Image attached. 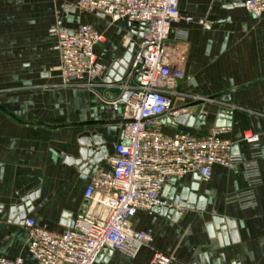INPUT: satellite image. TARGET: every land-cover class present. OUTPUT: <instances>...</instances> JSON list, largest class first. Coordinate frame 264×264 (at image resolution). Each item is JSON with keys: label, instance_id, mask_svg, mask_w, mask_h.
Wrapping results in <instances>:
<instances>
[{"label": "crops", "instance_id": "0c3cea01", "mask_svg": "<svg viewBox=\"0 0 264 264\" xmlns=\"http://www.w3.org/2000/svg\"><path fill=\"white\" fill-rule=\"evenodd\" d=\"M76 1L0 0V256L20 257L25 264L39 262L29 253L28 233L23 223L14 222L11 208L32 195L24 219L63 233L83 208L93 172L106 167L104 160L81 168L67 160L77 157L80 136L97 137L108 156L121 139L117 123L123 112L110 103L117 92L64 84L57 69L58 35L82 23L100 31L103 39L94 51L106 73L129 52L128 66L140 32L124 20L93 13L82 17ZM178 11L168 40L185 50L184 76L176 87L185 96L173 105L189 113L201 106L205 117L191 126L166 118L162 131L203 137L217 126L218 110H230L223 137L232 142L234 154L257 161V204L241 209L228 201L246 187L245 174L240 166L215 165L210 178L196 181L195 206L180 209L177 220L145 210L131 218L134 229L151 237L136 256L112 251L95 264H153L155 251L170 257L168 264H264V15L254 16L241 0H179ZM226 122L222 118L218 126ZM246 133L256 134L257 141L246 142ZM193 174L175 178L168 192L173 187L176 195L184 189L190 194ZM214 216L233 223L222 244L217 231L212 235L207 229Z\"/></svg>", "mask_w": 264, "mask_h": 264}, {"label": "built area", "instance_id": "2783aa9c", "mask_svg": "<svg viewBox=\"0 0 264 264\" xmlns=\"http://www.w3.org/2000/svg\"><path fill=\"white\" fill-rule=\"evenodd\" d=\"M179 0H77L80 12L102 14L112 22L136 24L140 32L136 53L119 81H105V68L94 48L103 35L89 23L58 35L60 60L57 69L64 84L86 88H108L117 93L110 101L122 110L117 123L121 139L114 153L103 157L106 167L93 172L83 197V208L63 233L37 226L31 217L23 225L28 233L29 253L39 264H95L104 249L134 257L151 241L150 235L133 228L131 218L141 210L158 206L162 191L175 178L192 173L208 179L215 165L240 166L247 185L228 201L241 209L257 204L255 187L261 183L255 160H244L232 152V142L223 137L228 126H212L203 137L175 132L165 134L162 121L185 112L173 101L185 94L176 87L184 76L185 50L169 42L172 24L180 19ZM254 16L264 15V0H241ZM186 18V21H190ZM258 136L246 133L244 140ZM170 257L155 251L153 264H168ZM0 264H25L22 258L0 256ZM199 264V263H192Z\"/></svg>", "mask_w": 264, "mask_h": 264}, {"label": "water", "instance_id": "95a60500", "mask_svg": "<svg viewBox=\"0 0 264 264\" xmlns=\"http://www.w3.org/2000/svg\"><path fill=\"white\" fill-rule=\"evenodd\" d=\"M102 15V14H100ZM133 27L136 26V24H132ZM131 46L128 47V50H130ZM129 57V52L124 54V56L119 60L115 61L107 70L105 81L115 80L119 81L121 79L122 74L124 73V70L127 66V60ZM204 118L205 114L202 113L201 106H197L196 109L193 112H183L182 114H179L175 118H172V120L175 123L183 124L185 123L187 126H191L192 123L196 118ZM217 119L215 121L216 125L222 124V118L227 119L226 125L228 126L230 124V110H227L225 108H220L217 112ZM79 144L81 145L78 148L77 157L75 159L68 158L69 161H74L75 164L79 165L80 168L84 167L85 165H94L98 162H100L103 157L107 156V146L103 144L102 141H100L97 137L93 136V138L89 137L87 134H83L80 136ZM200 178L198 173L193 174V182L188 190L189 192L184 189L181 191L178 195L174 194L173 187L170 189V192H168V186H166L163 189V196L165 198H162L160 200V203L158 206H154L151 208L150 211L157 212L161 216H168L171 217L172 220H177L178 217L181 214L180 209L185 208H193L195 204H193V199L195 196V192L197 190V180ZM32 197V195L24 196L22 200L24 201V204L19 205L17 207H12V212H16L17 216L14 219V222L23 223L24 221V210L25 207L29 205V199ZM167 201H170V204H167ZM72 224V222H71ZM233 223L231 220L224 221L219 216H214L212 224H209L207 229L208 231L213 235L214 230L217 232L215 233V236L218 238L219 243L222 244L223 240L226 238V227H232ZM232 234V233H230ZM104 252L109 255L112 250L110 249H104Z\"/></svg>", "mask_w": 264, "mask_h": 264}, {"label": "rangeland", "instance_id": "374dc122", "mask_svg": "<svg viewBox=\"0 0 264 264\" xmlns=\"http://www.w3.org/2000/svg\"><path fill=\"white\" fill-rule=\"evenodd\" d=\"M78 13H79V15H81L82 17H88V16L91 15V14H89V13H86V12H80V11H78ZM79 15H78V16H79ZM106 19L110 21V19H108V18H106Z\"/></svg>", "mask_w": 264, "mask_h": 264}]
</instances>
